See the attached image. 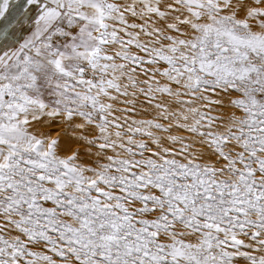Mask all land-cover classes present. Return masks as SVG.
I'll return each mask as SVG.
<instances>
[{
    "label": "snow or ice",
    "instance_id": "obj_1",
    "mask_svg": "<svg viewBox=\"0 0 264 264\" xmlns=\"http://www.w3.org/2000/svg\"><path fill=\"white\" fill-rule=\"evenodd\" d=\"M0 264H264V0H0Z\"/></svg>",
    "mask_w": 264,
    "mask_h": 264
}]
</instances>
